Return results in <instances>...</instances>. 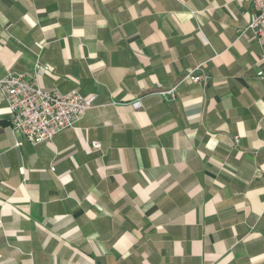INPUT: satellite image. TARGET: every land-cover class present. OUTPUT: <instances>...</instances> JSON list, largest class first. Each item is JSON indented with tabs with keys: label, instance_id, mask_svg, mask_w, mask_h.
<instances>
[{
	"label": "crops",
	"instance_id": "obj_1",
	"mask_svg": "<svg viewBox=\"0 0 264 264\" xmlns=\"http://www.w3.org/2000/svg\"><path fill=\"white\" fill-rule=\"evenodd\" d=\"M254 15L252 0H0V79L38 61L40 88L97 95L36 146L0 95V264H264ZM198 66L206 84L157 94Z\"/></svg>",
	"mask_w": 264,
	"mask_h": 264
},
{
	"label": "built area",
	"instance_id": "obj_2",
	"mask_svg": "<svg viewBox=\"0 0 264 264\" xmlns=\"http://www.w3.org/2000/svg\"><path fill=\"white\" fill-rule=\"evenodd\" d=\"M255 15L248 22L243 32H251L255 37L264 34V0H252ZM264 60V53L262 54ZM200 67H195L175 85L160 89L157 94L165 102L177 99V88L185 80L191 83H207V77L198 74ZM44 75L50 76V69L36 61L27 74L6 71L0 79V95L11 114V132L20 133L23 139L36 146L49 143L58 133L72 129L76 130L77 123L84 114L94 107L96 94L84 97L77 89L62 94L57 90H44L39 87L38 79ZM263 76L262 72L258 73ZM133 110L141 108L139 99L131 103ZM16 146L20 142L16 141ZM92 149L99 148L98 143L91 144ZM51 170L53 168L51 167Z\"/></svg>",
	"mask_w": 264,
	"mask_h": 264
}]
</instances>
